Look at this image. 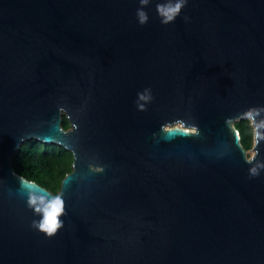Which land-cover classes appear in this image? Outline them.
Masks as SVG:
<instances>
[{
    "label": "water",
    "instance_id": "obj_1",
    "mask_svg": "<svg viewBox=\"0 0 264 264\" xmlns=\"http://www.w3.org/2000/svg\"><path fill=\"white\" fill-rule=\"evenodd\" d=\"M164 2L0 0V264H264V138L249 162L234 125L264 118V0ZM30 139L73 156L51 236L11 162Z\"/></svg>",
    "mask_w": 264,
    "mask_h": 264
},
{
    "label": "clouds",
    "instance_id": "obj_2",
    "mask_svg": "<svg viewBox=\"0 0 264 264\" xmlns=\"http://www.w3.org/2000/svg\"><path fill=\"white\" fill-rule=\"evenodd\" d=\"M138 2L141 7L136 9L135 15L137 22L143 25L148 21V13L143 6L146 5L149 0H138ZM186 3L187 0H165L164 3L157 4L156 10L161 23L166 24L174 21L176 17L180 15V10ZM183 19L187 20L188 17L184 16ZM151 99V89L145 88L143 91L137 93V107L143 109L145 104L139 103V101L147 102ZM258 115L259 109L256 107L250 108L244 113L245 118L254 126L253 130L256 135V143H259V140L264 138L260 132V129H264V118L257 120ZM191 131L197 133L198 129L194 126ZM254 156L255 153L248 157L249 162L253 160ZM261 169H264V162L257 161L249 167V175L256 176ZM32 183L34 182L28 181V184ZM27 190L28 198L26 203L38 217L32 221V227L48 236L55 234L63 225L61 216L65 213V201L62 192L58 190L52 193L46 190L49 195H45L37 191L36 188L28 187Z\"/></svg>",
    "mask_w": 264,
    "mask_h": 264
},
{
    "label": "trees",
    "instance_id": "obj_3",
    "mask_svg": "<svg viewBox=\"0 0 264 264\" xmlns=\"http://www.w3.org/2000/svg\"><path fill=\"white\" fill-rule=\"evenodd\" d=\"M234 125L239 131L242 146L249 150L254 139L252 124L243 117L236 120ZM62 126L65 129L70 127L65 115H62ZM72 160V153L63 146L30 139L25 140L14 152L11 162L15 172L55 193L60 189L64 175L72 170Z\"/></svg>",
    "mask_w": 264,
    "mask_h": 264
},
{
    "label": "rangeland",
    "instance_id": "obj_4",
    "mask_svg": "<svg viewBox=\"0 0 264 264\" xmlns=\"http://www.w3.org/2000/svg\"><path fill=\"white\" fill-rule=\"evenodd\" d=\"M62 115H65V113H63ZM248 154H249V155H252V154H253V150H252V148H250V149L248 150Z\"/></svg>",
    "mask_w": 264,
    "mask_h": 264
}]
</instances>
